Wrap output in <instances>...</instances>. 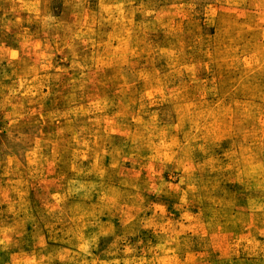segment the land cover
<instances>
[{
  "label": "rangeland",
  "instance_id": "1",
  "mask_svg": "<svg viewBox=\"0 0 264 264\" xmlns=\"http://www.w3.org/2000/svg\"><path fill=\"white\" fill-rule=\"evenodd\" d=\"M0 264H264V0H0Z\"/></svg>",
  "mask_w": 264,
  "mask_h": 264
}]
</instances>
